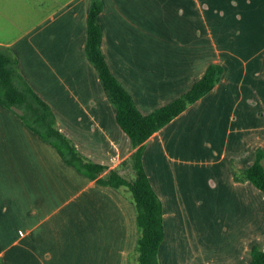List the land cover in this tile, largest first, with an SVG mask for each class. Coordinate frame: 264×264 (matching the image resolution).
I'll use <instances>...</instances> for the list:
<instances>
[{
	"label": "crops",
	"instance_id": "obj_1",
	"mask_svg": "<svg viewBox=\"0 0 264 264\" xmlns=\"http://www.w3.org/2000/svg\"><path fill=\"white\" fill-rule=\"evenodd\" d=\"M229 1L238 4L102 0V50L143 113L187 91L211 63L224 66L212 90L222 94L230 90L233 75L243 76L237 82L242 87L252 66L264 62V44L255 54L246 53L247 44L262 33L251 31L245 22L227 21ZM91 2L0 0V49L17 56L25 79L52 107L58 127L82 154L105 164L103 174L119 168L134 178L131 161L123 162L135 148L86 54ZM240 16L236 18L242 20ZM179 116L146 141L143 158L164 207L160 264H173L172 254L164 250L180 186L177 166L168 164L174 174L171 181L162 160L165 155L180 160L173 156L180 140L167 131ZM232 177V197L244 201L245 191L253 188ZM138 239L137 210L128 188L101 184L65 162L54 145L0 102V264H138Z\"/></svg>",
	"mask_w": 264,
	"mask_h": 264
},
{
	"label": "rangeland",
	"instance_id": "obj_2",
	"mask_svg": "<svg viewBox=\"0 0 264 264\" xmlns=\"http://www.w3.org/2000/svg\"><path fill=\"white\" fill-rule=\"evenodd\" d=\"M237 1V5L227 2L225 19L245 22L251 31L262 33L247 44L246 53L252 55L264 44V0ZM22 5L24 13L23 1ZM239 14L242 20L236 18ZM242 78L239 73L233 75L230 90L222 94L212 89L177 115L167 129L173 132V140H180L178 152H172L180 160H168L166 155L162 160L171 181L174 174L168 164L177 166L180 186L164 250L172 254L173 264H249L252 248L264 249V193L242 179L253 189L251 194L245 191L244 201L236 202L231 181L244 169L239 164L251 165L257 150L264 149V62L252 66L241 87L237 82Z\"/></svg>",
	"mask_w": 264,
	"mask_h": 264
},
{
	"label": "trees",
	"instance_id": "obj_3",
	"mask_svg": "<svg viewBox=\"0 0 264 264\" xmlns=\"http://www.w3.org/2000/svg\"><path fill=\"white\" fill-rule=\"evenodd\" d=\"M103 8L102 0H92L87 17L86 54L98 71L108 97L116 106L119 125L135 148L130 160L123 162L127 164L131 161L135 170L134 178L124 175L119 168H112L103 174L108 168L105 164L95 162L79 151L75 143L60 130L54 110L25 79L17 56L9 49H0V102L18 113L30 129L54 145L65 162L101 184L125 186L130 190L139 227L137 262L160 264L159 249L165 238L164 207L144 166L145 143L190 104L210 92L220 81L224 66L211 63L188 91L145 114L139 109L131 92L112 72L102 50L103 30L99 15ZM263 159L264 149L260 148L254 163L236 174V179H248L264 192ZM251 253L252 261L249 264H264V249L256 245Z\"/></svg>",
	"mask_w": 264,
	"mask_h": 264
}]
</instances>
